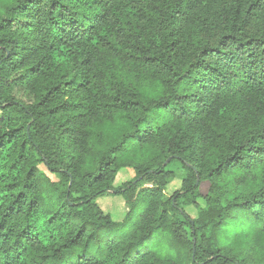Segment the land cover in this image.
Wrapping results in <instances>:
<instances>
[{"label":"trees","instance_id":"trees-1","mask_svg":"<svg viewBox=\"0 0 264 264\" xmlns=\"http://www.w3.org/2000/svg\"><path fill=\"white\" fill-rule=\"evenodd\" d=\"M0 264H264V0H0Z\"/></svg>","mask_w":264,"mask_h":264},{"label":"rangeland","instance_id":"rangeland-1","mask_svg":"<svg viewBox=\"0 0 264 264\" xmlns=\"http://www.w3.org/2000/svg\"><path fill=\"white\" fill-rule=\"evenodd\" d=\"M39 169L43 173L48 175L50 178H52L53 180H55V181L58 180V177L56 175L50 174L48 172V170L43 165H39ZM130 170L131 169H121L117 173L115 181H114L115 187H118V186L128 182L132 178L133 173L130 172ZM182 176H183V172L177 171L175 176L167 182V186L165 189V195L166 196L172 195L176 190L179 189V187L181 185ZM208 187H209V183L207 181L201 182V184L199 186L200 194H203V195L207 194ZM197 201L200 203L201 206H203L204 200L202 198H198ZM97 202H98L99 206L106 213H108L110 215L112 220L120 222L124 219L126 212H127V207H126L124 200L122 199L121 196L111 194V195H107V196L98 198ZM139 208H142V204L140 205ZM186 209H187L186 211L189 212V214L191 216H195V213L197 212V209L195 207L188 206V207H186Z\"/></svg>","mask_w":264,"mask_h":264}]
</instances>
